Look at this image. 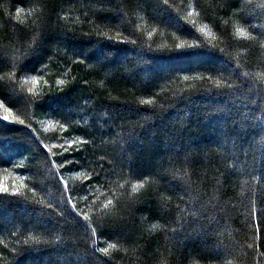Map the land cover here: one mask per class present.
<instances>
[{
    "label": "trees",
    "instance_id": "obj_1",
    "mask_svg": "<svg viewBox=\"0 0 264 264\" xmlns=\"http://www.w3.org/2000/svg\"><path fill=\"white\" fill-rule=\"evenodd\" d=\"M260 5L264 0H233L228 8L222 0H0V51L21 63V72L9 65L0 73L10 77L0 80V100L31 125L0 120V183L11 187L19 177L26 185L24 196L0 194V264H103L76 213L97 217L110 187L131 201L123 213L130 217L127 242H99L118 244L109 253L114 264H172L180 252L195 264H260L248 244L255 239L264 252V223L253 235L264 221V38L237 33L264 34ZM49 21L61 31L40 44ZM93 65L106 72L88 76ZM31 76L41 78L32 83ZM77 137L96 141L94 155L87 166L66 161L57 172L50 159L80 153L56 147L50 157L43 144ZM110 156L118 158L113 178L97 182L91 170ZM61 174L76 211L65 202ZM178 241L182 248L173 247Z\"/></svg>",
    "mask_w": 264,
    "mask_h": 264
},
{
    "label": "snow or ice",
    "instance_id": "obj_2",
    "mask_svg": "<svg viewBox=\"0 0 264 264\" xmlns=\"http://www.w3.org/2000/svg\"><path fill=\"white\" fill-rule=\"evenodd\" d=\"M165 4H167V0H164ZM225 8L231 7L233 0H222ZM261 7H264V5H260ZM24 12L23 7H19L16 10V19L19 20L21 13ZM11 19V17H10ZM61 31L59 27H53L51 21H49L47 24L44 25L42 32H41V40L40 44L44 40L45 36L49 33ZM237 33L240 35H246L249 37L250 40H259L264 38V34H262L261 37L252 36L251 33H246L243 28H238ZM87 35V34H85ZM54 46H58L57 44ZM264 47V44L261 45ZM181 45H177V48H181ZM223 51V50H221ZM52 55V54H51ZM50 55V56H51ZM74 57H78L81 63L86 62L87 60L83 57L77 55L76 53H72ZM11 65L12 68L16 69L17 71H20L21 63L19 61L15 60V58H9L5 51H0V73H4L5 69L8 68V66ZM239 67V65H237ZM21 72V71H20ZM106 72V69L101 68L99 65H93L89 67V71L87 73L88 76H91L96 73L103 74ZM16 72H12V75L14 76ZM244 77H249L250 73L244 72ZM6 74L0 75V80H6L9 79ZM41 77L39 76H31L30 80L32 83H37L40 80ZM188 77L185 76V79ZM259 80L260 85L264 86V70H262L259 73ZM89 81L85 80L84 83H88ZM47 83V81H45ZM59 84L63 85L64 81H58ZM75 86V82L73 83L72 87ZM248 91H252V88L247 89ZM32 89H29V92H31ZM258 97H264V87L260 88V91L258 92ZM39 101V100H37ZM36 101V102H37ZM151 103V102H149ZM63 119V117H61ZM0 120H3L5 122L13 123V124H20L25 125V121L23 119H20L19 117H16L13 115V109L11 107H8L3 100H0ZM53 124L56 125L58 131L63 132L66 131L68 128L67 123H60L59 120H53ZM108 121H104V124H107ZM25 127H31V125H25ZM103 125L101 126V128ZM32 131L35 133L36 129L32 128ZM103 134V133H102ZM96 141L92 139L91 137L88 138H70L67 139L64 144L56 145L53 144L49 146L48 144H43V148L46 149V153L50 157H56L58 155L57 152L53 151V148L60 147L65 152H69V149L72 150V152L79 151L80 155L79 157H76L69 153L68 156L65 157L64 160L57 161L55 159H50L49 164L52 166H55L57 172H60V170L63 168L64 163L67 161L71 163L72 161L79 160L81 161V166H87L88 164V158L89 155H94L93 149L95 148ZM117 157H108L106 160H104L103 157H101L100 161H97L96 168H93L91 171L93 174L98 178L97 182H99V178H103L104 180H111L113 177L110 175L111 172L115 171V161L117 160ZM126 167V164L121 163L120 168L123 170ZM72 169L69 168L68 171H71ZM163 169L161 168V172ZM159 173H150L148 178H151L153 175H158ZM129 175H131V169L129 168ZM18 181L15 184H12L11 187H9L7 184L0 183V194L6 195V196H12V197H21L25 195V191H22V189H26V185L22 183V178H17ZM143 179L139 180L135 185L132 187V193H136L138 188H141L144 186ZM57 180L60 184L63 185V188L66 191L65 194V202L68 204H71V207L73 211H76L77 205L73 203V196L71 195V192L73 191L69 185L67 180H65L64 176L61 174L57 177ZM130 182V181H129ZM87 185L84 186L83 189H87ZM115 187L118 189L123 190L125 186L123 184H120L118 181L115 184ZM35 190L33 189V192ZM108 195H105V199L100 202V213L97 217H92L88 214H83L77 212L76 214L80 217H82L84 231L88 234L89 239L92 240V248L93 252H99L102 254V256L106 259L103 260V264H114V258H115V252H118V244L116 242L108 243L106 246H100V240L102 238L106 239H116V240H124L127 242L126 238V230L127 225L129 223L130 217L125 216L124 210L131 205V201L128 198V194L125 191L123 194V198H120L116 195L115 192L112 191V188H109ZM182 198V197H181ZM142 216H145V213H141ZM207 215L205 214V219H207ZM264 223V221H258L253 229V235L255 236V233L259 231L260 225ZM167 231V229H166ZM170 231L172 233H179V228H171ZM185 232H187V228L184 229ZM211 227L209 226L207 229H205L203 226H201V232H210ZM173 247L176 248H182L183 244L181 241H178L176 245ZM248 248L252 249L253 252L258 253V255L261 257L260 264H264V252H259V249L256 247V241L255 239L251 244H248ZM110 250H115L112 255H110ZM209 249H203L202 251H208ZM171 251V250H170ZM147 259V256H146ZM151 264V262H150ZM158 264H168V260H160L158 261ZM172 264H195L193 260L189 258V253L186 252H180V255L177 256L175 259H173Z\"/></svg>",
    "mask_w": 264,
    "mask_h": 264
}]
</instances>
